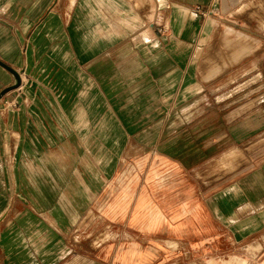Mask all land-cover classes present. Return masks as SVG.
Here are the masks:
<instances>
[{"label": "crops", "instance_id": "0c3cea01", "mask_svg": "<svg viewBox=\"0 0 264 264\" xmlns=\"http://www.w3.org/2000/svg\"><path fill=\"white\" fill-rule=\"evenodd\" d=\"M252 1L0 0V264H153L155 250L136 243L111 259L73 241L94 204L115 222L132 209L130 224L147 234L199 218L188 202L169 215L146 188L136 199L149 155L125 156L131 146L159 155L147 184L161 186L168 163L189 182L264 136V100L258 115L230 121L237 100L207 103L194 69L216 24ZM222 33L225 45L238 37L237 61L253 54L252 37ZM259 75L244 91L264 97ZM250 159L246 170L198 181L203 238L260 250L264 264V147ZM123 191L132 197L115 198ZM233 259L249 264L223 262Z\"/></svg>", "mask_w": 264, "mask_h": 264}, {"label": "rangeland", "instance_id": "374dc122", "mask_svg": "<svg viewBox=\"0 0 264 264\" xmlns=\"http://www.w3.org/2000/svg\"><path fill=\"white\" fill-rule=\"evenodd\" d=\"M233 15L231 19H228L229 21L216 24L211 38L204 46L200 47L201 50L196 48L194 64L197 73L196 82L201 83L205 90L207 103H211L215 97L217 100H223L233 96L232 100H237L235 107H238V110L230 116V121L242 120L252 114L256 116L261 112L260 105L264 100L263 95H260L262 91L249 93L250 90L244 91V89L253 83L260 82L259 74L264 71V60L261 58V53L264 51V47H262L264 44L262 43L264 41L262 39L264 37V0H253L245 5L241 12L233 13ZM227 27L252 37L253 54L240 61L234 58L235 43L238 37L227 41V45H225L221 37ZM12 72L18 76L16 72ZM213 74V77L207 79ZM235 87L237 90H232ZM254 87H256L255 84ZM257 133H261L260 130ZM191 134L194 133L191 131ZM210 143L209 145L213 144L212 139ZM262 147H264V136L243 144L239 148V153L234 157L224 154L219 161L213 162L215 164L213 170L219 173L205 176V174L197 172L195 176L190 175L189 182L186 180L188 176L183 174L181 169L168 163L163 170L166 175L165 181L160 186L157 181L150 184L146 182L148 172L153 163L158 160L159 155H150L151 150L144 147L139 153L141 155H137L134 147L131 146L125 156L128 163H134V156L149 155L148 162L140 174L141 186L139 190H136L135 198L137 199L142 190L146 188L149 191H154L158 203L171 208L169 215L178 214L183 203L188 202L190 208L196 205L200 206L199 218L195 219L191 215H186L174 221L173 225L176 228L181 227L178 232L170 230L147 234L130 224L132 209L123 222H115L102 216L97 205L94 204L78 224L73 241L81 246H90L94 249L105 248V254H109L111 259H116L121 248H127L132 243H136L143 250H155L156 259L153 264H242L234 259L223 262L231 256L244 258L249 264H262L260 250L259 253L254 252L252 248L246 250L244 245L234 248L224 241V238L216 241L203 238V208L200 202L203 191L198 182L201 180L204 184H208L220 177L224 178L230 172L246 170V166L251 162L250 155ZM120 193L115 198H124V193H126L125 198H131L133 192L123 191ZM104 194L105 190L102 195ZM243 264L246 263L243 262Z\"/></svg>", "mask_w": 264, "mask_h": 264}, {"label": "bare ground", "instance_id": "6f19581e", "mask_svg": "<svg viewBox=\"0 0 264 264\" xmlns=\"http://www.w3.org/2000/svg\"><path fill=\"white\" fill-rule=\"evenodd\" d=\"M231 261H233V260H231ZM236 261V260H235ZM237 262H240V263H242L243 264V262L242 261H239V260H237ZM238 264V263H237Z\"/></svg>", "mask_w": 264, "mask_h": 264}, {"label": "built area", "instance_id": "2783aa9c", "mask_svg": "<svg viewBox=\"0 0 264 264\" xmlns=\"http://www.w3.org/2000/svg\"><path fill=\"white\" fill-rule=\"evenodd\" d=\"M198 11H201V8H197Z\"/></svg>", "mask_w": 264, "mask_h": 264}]
</instances>
